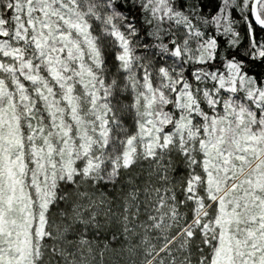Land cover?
Segmentation results:
<instances>
[{"label": "snow or ice", "instance_id": "snow-or-ice-1", "mask_svg": "<svg viewBox=\"0 0 264 264\" xmlns=\"http://www.w3.org/2000/svg\"><path fill=\"white\" fill-rule=\"evenodd\" d=\"M0 264H264V0H0Z\"/></svg>", "mask_w": 264, "mask_h": 264}]
</instances>
